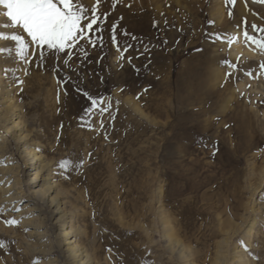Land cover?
I'll list each match as a JSON object with an SVG mask.
<instances>
[{
  "label": "rangeland",
  "instance_id": "374dc122",
  "mask_svg": "<svg viewBox=\"0 0 264 264\" xmlns=\"http://www.w3.org/2000/svg\"><path fill=\"white\" fill-rule=\"evenodd\" d=\"M98 7L108 13L102 49L84 41V51L43 49L42 64L25 63L0 38L14 116L50 161L65 218L92 263L241 264L246 254L247 264H264V49L241 35L264 37L251 28H264V2L100 0ZM1 16L0 33L23 34ZM113 23L121 44L132 45L119 61ZM237 46L255 55H232ZM85 91L109 112L89 114ZM5 139L3 158L12 156L16 189L26 196L30 175L21 174L24 159L7 131ZM24 201L5 209L0 202V264H69L56 218L21 224Z\"/></svg>",
  "mask_w": 264,
  "mask_h": 264
},
{
  "label": "snow or ice",
  "instance_id": "6c2138e0",
  "mask_svg": "<svg viewBox=\"0 0 264 264\" xmlns=\"http://www.w3.org/2000/svg\"><path fill=\"white\" fill-rule=\"evenodd\" d=\"M261 2H264V0H261ZM114 3L115 0H113ZM227 3L234 4L235 0H227ZM99 5L100 0H94L90 7L83 5L81 0H0V6L4 9L0 15L6 18L11 28L22 30L23 33L18 34L13 31L7 37L0 33V38L14 44V58L25 63H35L36 60H40L42 64L45 59L43 49L49 50V55L53 51L68 55V50L76 48L84 51L81 48L84 41H87L93 48L100 47L102 49L105 43L102 24L106 21L108 13H101ZM229 15L231 16L230 11ZM209 23L213 22L209 21ZM251 28L254 31L264 32V28H258L255 24H252ZM109 33L110 43L119 53L117 60L125 59V53L132 45L121 44V41L117 38L115 23L112 24ZM24 34H26L27 40ZM122 35H126V33ZM241 35L245 41L253 42L259 48L264 49V37L257 38L250 35L246 29L242 31ZM214 36L217 40L222 39L219 34H214ZM235 39L237 37H231L228 43L231 44ZM127 60L131 63L132 57H127ZM65 63H68V61H65ZM97 63H99V59ZM231 67L235 69L237 65L232 64ZM260 67L264 69V63ZM53 70L59 71L58 68ZM244 74L252 75L251 72H245ZM226 75H231V73H226ZM18 83H23V81H18ZM83 94L91 102V107L88 109L89 114L93 110L99 111L101 114L109 112L111 105L100 106L103 103L102 97H93L87 91ZM68 163L67 160L61 161L60 166L67 167ZM80 164H83V160L80 161ZM5 223L16 224L17 221L6 220Z\"/></svg>",
  "mask_w": 264,
  "mask_h": 264
},
{
  "label": "bare ground",
  "instance_id": "6f19581e",
  "mask_svg": "<svg viewBox=\"0 0 264 264\" xmlns=\"http://www.w3.org/2000/svg\"><path fill=\"white\" fill-rule=\"evenodd\" d=\"M2 20L0 18V26L3 24ZM242 51L249 55H255L251 50L240 48V46H237L236 52L232 50L231 53L236 55L237 52ZM3 68L0 66V169L3 174L5 173L2 176V180H5L6 183L11 181L13 183L8 186L3 183L1 186V189H3V193L0 195L1 208L15 207L18 202L25 200L17 213L18 216H22L21 224H30L34 219L41 217L47 218V220L52 217L56 218L61 231L59 233L61 241L58 247L62 250V254L69 264H93V256L91 257V254L82 245L79 236H77L80 230H78L74 222L69 224L68 218H65L66 216L68 217V212L64 206L65 200H62L63 195L58 188V182L51 177L50 161H45L43 153L36 151L38 148H34L33 141H30L31 143L28 141L30 131L24 121L21 120V117H18V114H16V117L14 116L16 106L13 103V86L9 82L5 83L6 80L4 82V79L7 78V73ZM158 108L159 106H156L155 109ZM5 131L12 135L14 138L13 143L19 151L20 157L24 159V163L20 168L21 174L29 173L30 175V181L26 184V190L28 191L26 196H23L16 189L18 183L13 175L16 165L13 163L12 156L9 155L7 159L3 158V151L6 149L7 144ZM34 224L36 225V223ZM254 232L255 225L252 223L247 233L251 236ZM242 257L243 259L240 258L242 260L241 264H247L249 261L247 255L242 254Z\"/></svg>",
  "mask_w": 264,
  "mask_h": 264
}]
</instances>
